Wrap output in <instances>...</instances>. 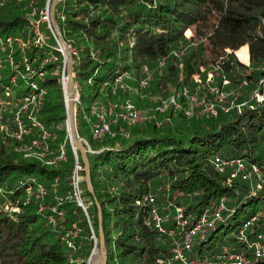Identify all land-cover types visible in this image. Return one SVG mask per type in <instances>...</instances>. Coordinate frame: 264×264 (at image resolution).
I'll return each instance as SVG.
<instances>
[{"label":"trees","instance_id":"obj_1","mask_svg":"<svg viewBox=\"0 0 264 264\" xmlns=\"http://www.w3.org/2000/svg\"><path fill=\"white\" fill-rule=\"evenodd\" d=\"M48 1L51 6L52 0H0V122L20 131L17 111L36 84L43 98L33 114L50 131L52 152L66 142L68 161L52 167L26 158L17 149L21 142L4 139L0 132V264H70V249L60 234L75 223L81 233L72 264H86L95 245L90 222L69 193L74 153L62 83L65 62L42 20ZM55 16L71 50L77 130L95 191L88 190L78 151L83 196L98 249L96 198L100 204L106 264H167L185 231L224 197L221 218L194 238L190 259L216 261L225 246L230 253L247 246L238 236L247 220L254 218L249 239L264 234V183L259 184L264 180V97L257 96L264 94V0H59ZM37 21L40 30L49 31L43 45L35 42ZM188 29L196 38L186 35ZM10 56L18 66L9 63ZM21 84L25 91L18 89ZM210 85L230 91L229 100L216 107ZM129 87L136 92L138 109L147 111L146 119L135 124L120 120L111 134L95 139L87 121L91 106L131 101ZM196 95L213 102L217 111L192 104ZM39 133L36 126L23 139H38ZM218 157L242 159L248 169L258 165L259 173L230 179L234 167L221 170ZM37 183L48 191L42 200L29 196ZM185 198L190 201L178 219L173 206ZM59 201L64 218L54 227L47 207ZM154 207L165 233L155 226ZM180 220L186 223L177 234ZM225 228L223 235L234 231V236L216 247L212 240Z\"/></svg>","mask_w":264,"mask_h":264},{"label":"built area","instance_id":"obj_2","mask_svg":"<svg viewBox=\"0 0 264 264\" xmlns=\"http://www.w3.org/2000/svg\"><path fill=\"white\" fill-rule=\"evenodd\" d=\"M34 0H31L33 3ZM45 13V14H44ZM44 16L42 18L46 19L48 22V27L52 32L53 37L58 40L57 35L51 24L50 17V1H48L46 9L43 11ZM35 32H36V44L43 45L46 44L49 40V36L45 35L43 32L39 30V21L35 24ZM11 39L8 38V41ZM50 59H57V56H52ZM9 63L12 66H18L14 63L13 57L10 56L8 58ZM66 66L64 67V72L62 76L63 86L66 85L67 81L65 78L67 74ZM68 77V76H67ZM68 80V79H67ZM33 89L31 93L26 96L22 100V105L18 109L19 112H28L29 114H33L34 112H38L41 108V102L43 98L42 92H36V84H33ZM215 93H219L218 88H213L212 90ZM221 98V96H217L216 100ZM216 100L214 102H216ZM206 110H215L214 103H209L206 105ZM17 111V115H18ZM147 111H142L138 109V107L129 100L123 101L121 103H110L108 106L105 104L99 105L98 103H94L87 115V121L91 125V130L93 137L95 139L101 138L103 135L112 133V125L118 123V121H126L130 124L140 123L146 119ZM20 114V113H19ZM36 115V114H34ZM17 118V117H16ZM19 118V117H18ZM33 128L38 127L39 138L33 139V145L38 144V146H42V154L37 156L38 161H42L44 164L59 167L62 163L68 161V154L66 145L62 144L57 152H52L50 148V144L47 141L48 136L50 135V131L46 129L42 123L38 122L37 119L35 123H33ZM26 124V129H29ZM20 130V129H19ZM18 137L23 138V131H17ZM30 129L28 130V134ZM74 153V164L73 169L71 170V178H70V198L82 208L84 213L86 214L88 221L90 222V226L92 229V238L94 239V252L97 249V237L95 235L94 229L91 225L90 215L87 208V203L83 196V187H82V163L78 156L77 151H73ZM217 165L221 168V170L225 166H233L234 168L231 171L230 179H235L239 176H242L244 179L250 178L252 174L259 173V166L252 165L251 169H248L245 162L242 159H231V160H222L221 158H217ZM57 184L58 177H56V189L54 191V196L58 198L57 193ZM48 191L44 184L37 183L34 190L29 193V196H36L37 200H42L47 195ZM149 200L151 203L155 202V196L150 195ZM62 201H59V205H48L47 210L48 213V223L56 227L58 222L64 218V211L60 209V204ZM45 206H42L44 208ZM226 208V198H222L218 206L208 207L202 213V215L190 226L184 233L182 239L177 241L175 247L173 249V255L168 259L167 264H264L262 261L264 260V234H260L255 239H249L247 236V229L252 225L254 220L250 219L245 221L239 229L238 236L239 238L246 240L247 246H243L239 248L234 253H230L228 247H223L224 254L216 256V261H196L194 259H190L188 253H190L193 249V240L200 233L205 232L209 227H211L214 223V220H218L222 216L223 210ZM153 217L155 220V226L162 233L167 232V229L163 225L162 217L159 215L157 208H153ZM186 222H183L185 224ZM81 233L80 226L75 223L72 228L65 230L60 234V238L62 242H64L68 248L70 249V264L74 261V254L77 251V246L75 243V239ZM169 234H173V230L168 232ZM204 235V234H203ZM93 251L90 256L86 260V264H92V260L94 259ZM229 260V261H228Z\"/></svg>","mask_w":264,"mask_h":264},{"label":"rangeland","instance_id":"obj_3","mask_svg":"<svg viewBox=\"0 0 264 264\" xmlns=\"http://www.w3.org/2000/svg\"><path fill=\"white\" fill-rule=\"evenodd\" d=\"M50 9H51V6H50ZM45 14V13H44ZM44 14H43V16H44ZM42 20H44V21H47L46 19H44V18H42ZM52 27H53V25H52ZM53 29H54V27H53ZM40 30V29H39ZM41 32H43V33H45V35H49V31L48 30H46V29H43V30H40ZM54 31H55V33H56V35H57V38H58V40H59V37H58V34H57V32H56V30L54 29ZM186 35L188 36V37H190V38H196L195 37V34H194V32H193V30H191V29H188L187 30V32H186ZM49 41V40H48ZM10 42V41H9ZM248 48H249V46H248ZM248 51H249V61H250V50L248 49ZM236 54H237V51H236ZM237 57H238V55H237ZM238 59H239V57H238ZM7 60V59H6ZM239 61H241L240 59H239ZM0 62L1 63H3L4 64V61H1V58H0ZM242 62V61H241ZM243 63H245V62H243ZM245 64H248V63H245ZM211 76L212 75H209V80H211ZM195 78H197L198 80H199V78H198V75H195ZM66 80H67V76H66V78H65ZM227 84V81L224 83V85H226ZM213 88H217L215 85H210V87H209V92L210 93H214V94H216V96L214 97V100H216V98H217V96L219 95V96H221L222 97V100L223 101H228L229 100V97H228V94L227 93H229L230 91H226L225 89H219L220 91H219V93H215V92H213L212 90H213ZM18 89H23L24 91L27 89V86L26 85H24V84H21L20 86H19V88ZM128 90H132V93H131V95H129V97H131L134 101H132V99H131V101L136 105V106H138L137 105V103H135V99L137 98L136 96V92L133 90V88L132 87H129L128 88ZM134 91V92H133ZM129 92V91H128ZM136 95V96H135ZM257 96L259 97V99H262L263 97H264V94H260V92H258L257 93ZM221 101V98H219L215 103V106L217 105V103L218 102H220ZM140 103V102H139ZM210 102L208 101H206V100H204V99H200L199 98V96H194L193 97V99H192V104H196L201 110H205V108H206V105L207 104H209ZM235 104V103H234ZM139 107V106H138ZM217 107V106H216ZM140 108V107H139ZM143 109V108H142ZM150 109H152V108H150ZM217 111V109L215 108V110H214V112H216ZM20 113V114H19ZM12 117V116H11ZM19 117V118H18ZM36 119H37V117H36V115H34V114H29L28 112H19L18 111V115H17V118H16V120H17V127H18V129H20L21 131H23V133L25 134V135H28V130L29 129H32L34 126L32 125V127H28L29 129H26V121L27 120H29L31 123H35V121H36ZM0 126H1V129H0V132H1V134L4 136V139H7V137H11V138H16L17 140H19L20 142H21V144H19L18 146H17V149L21 152V153H23V155H24V157H26V158H30V159H35V160H38L37 159V156L38 155H41L42 154V146H38V144H35V145H33V143H32V141H33V139L32 138H29V139H23L22 137H18V132H16V131H11L10 129H9V127L6 125V124H3L2 122H0ZM68 129V128H67ZM9 136H8V135ZM70 138V137H69ZM26 140V141H25ZM25 141V142H24ZM63 144H66V142H64ZM40 161V160H39ZM42 162V161H41ZM83 167V166H82ZM83 179V178H82ZM259 184L260 185H262L263 184V182H260L259 181ZM154 192H157V193H159L160 192V190L158 189V188H154V190H153ZM189 201H190V198H185V199H183V203H182V205H174L173 207H174V211H177L178 213H177V218L179 219V217L182 215V213L181 212H179V211H182V210H184V209H186L187 207H188V204H189ZM169 202L168 203H165V204H159L158 205V208H159V210H161V209H163V208H165V207H167V206H169ZM227 222L228 223H231V220H227ZM178 223L179 224H181V225H177V227H176V229H175V232L177 233V234H179L180 232H181V230H182V226L184 225L182 222H181V220L180 221H178ZM226 230V228L225 229H222L219 233H218V236L216 237V238H213V240H212V244L213 245H215L216 247H220L221 245H223V244H227L228 242H230V240H232V238H233V236H234V231H230V232H228V234L227 235H223V232ZM210 235V234H209ZM170 240H175L172 236H169L168 237ZM196 245H198L197 244V242H196ZM228 249H229V247H228ZM93 254H96V255H94V259L92 260V264H101V257H100V250L97 248L96 249V251L94 252V248H93ZM191 255H193V256H195L196 255V252H195V250H194V254H192L191 253ZM229 261V260H228ZM95 262V263H94Z\"/></svg>","mask_w":264,"mask_h":264},{"label":"water","instance_id":"obj_4","mask_svg":"<svg viewBox=\"0 0 264 264\" xmlns=\"http://www.w3.org/2000/svg\"><path fill=\"white\" fill-rule=\"evenodd\" d=\"M59 0H52L51 9H50V17H51V24L53 25L54 29L56 30L59 40H57L59 44V49L64 56V62L66 66L68 80L64 87L65 92V102L67 107V114H68V134L70 137L71 146L73 151H80L82 155V159L84 162V171H85V179L87 183L88 190L94 195L95 191L91 182L90 176V163L88 159L87 150L83 145V140L78 134L77 130V123H76V103L78 101V92L77 86L74 81V74H73V67H72V58H71V50L66 41L61 36L57 23H56V16H55V9L56 4ZM64 66V67H65ZM97 205L99 208V222H100V257H101V264L107 263V253L105 250V235L104 230L102 227V211L100 204L96 198Z\"/></svg>","mask_w":264,"mask_h":264},{"label":"bare ground","instance_id":"obj_5","mask_svg":"<svg viewBox=\"0 0 264 264\" xmlns=\"http://www.w3.org/2000/svg\"><path fill=\"white\" fill-rule=\"evenodd\" d=\"M67 79H68V77H67ZM65 81H67V80L65 79ZM244 162H245V161H244ZM245 164H246V163H245ZM252 175H253V174H252ZM252 175H251V177H252ZM251 177H250V178H251ZM262 182L264 183V180H263ZM225 198H226V197H225ZM95 255H96V254H95ZM94 263H95V262H94Z\"/></svg>","mask_w":264,"mask_h":264}]
</instances>
